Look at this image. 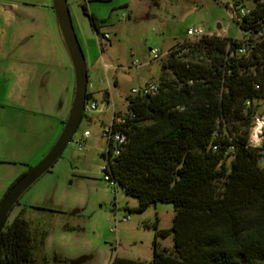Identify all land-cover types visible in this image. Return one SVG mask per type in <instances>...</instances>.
Instances as JSON below:
<instances>
[{"label": "trees", "instance_id": "16d2710c", "mask_svg": "<svg viewBox=\"0 0 264 264\" xmlns=\"http://www.w3.org/2000/svg\"><path fill=\"white\" fill-rule=\"evenodd\" d=\"M254 1L247 15L233 18L242 40L177 44L160 65L157 92L126 99L119 127L126 142L115 156L107 147L102 172L137 200L135 213L173 206L168 229L157 230V219L146 225L170 236L172 248L154 241L150 262L110 264H264V129L261 148L248 140L254 118L264 115V4ZM38 242L21 210L1 227L0 264H32Z\"/></svg>", "mask_w": 264, "mask_h": 264}, {"label": "rangeland", "instance_id": "374dc122", "mask_svg": "<svg viewBox=\"0 0 264 264\" xmlns=\"http://www.w3.org/2000/svg\"><path fill=\"white\" fill-rule=\"evenodd\" d=\"M0 1L28 4L26 17L40 23L27 27L20 46L27 53L23 59L38 66L35 73L39 83L35 86L44 93L52 109L48 115L29 114L19 121L28 122L24 134L29 143L37 142L45 134L54 138L52 125L60 128L59 135L68 116L74 79L51 0ZM259 1L264 4V0ZM66 3L89 69L90 91L98 102L110 100L120 114L125 112L126 99L133 97L132 89L158 82L160 65L166 60L164 54L177 44L193 40L186 34L188 28L199 27L205 36L240 41L246 33L233 18L239 10L253 9L256 4L254 0H66ZM88 15L96 19L98 34L93 31ZM103 35L108 38L103 39ZM149 49H157L162 56L153 61ZM104 65L109 68L104 70ZM164 73L168 75L167 71ZM30 81L11 87L0 83V102L10 96L15 103L17 97L26 94L30 100L21 106L39 112ZM260 110L264 111V105ZM111 113L110 108L102 113L85 111L58 160L19 197L18 206H13L7 215L9 223L22 210L23 218L38 235L41 245L34 251L32 264H58V260L69 264L85 256L90 257L85 264H110L114 258L150 262L154 241L158 248H172L170 236L161 238L146 227L157 219V230L168 229L174 214L171 204L155 203L135 213L131 209L137 206V200L103 181L102 154L107 144L101 129L110 124ZM10 121L17 122L15 118L5 122ZM84 131L90 135L81 141L78 150L77 141ZM42 157L37 159L31 152L22 158L29 163L1 165L0 178H9L11 172L15 180L19 177L15 175L18 170L24 173ZM8 158L21 160L17 155ZM74 209L80 212L70 216Z\"/></svg>", "mask_w": 264, "mask_h": 264}, {"label": "crops", "instance_id": "0c3cea01", "mask_svg": "<svg viewBox=\"0 0 264 264\" xmlns=\"http://www.w3.org/2000/svg\"><path fill=\"white\" fill-rule=\"evenodd\" d=\"M28 4L25 3H8L0 1V83H3L7 87L14 85H21L20 83L28 82L33 85L35 89L32 94L37 101L38 110L29 109L28 107L21 106L26 103V100H30L26 94H21L16 98L14 103L10 96L4 97V102H0V166L10 165L11 162L23 161L29 163L28 160H22L28 153H35L37 159L44 156L50 147L53 145L58 131L60 128L52 125L55 130V137L42 135L40 139L35 143H29L24 133L27 132L28 122L19 121L23 117L26 118L29 114L32 115H48V111L52 108L49 106V101L43 96V92L37 90V84L39 83V77L35 71L38 66L33 63L30 64L27 60L23 59L26 55V50L20 45V41L25 37L26 29L29 25L38 26L40 23L37 20L31 19L30 21L26 17ZM42 23V21H41ZM60 36V33H59ZM36 84V86H35ZM24 100V101H22ZM15 101V100H14ZM8 118H15L16 123L10 121L7 124L5 121ZM11 120V119H9ZM62 124V123H61ZM63 126V124H62ZM24 134V139L21 134ZM6 154L8 156H6ZM17 155L21 157V160H11L8 157ZM19 155V156H18ZM33 157V156H32ZM23 174V170H18L15 175ZM11 175L9 178L1 176L0 178V199L10 187V185L18 178ZM13 181V182H12Z\"/></svg>", "mask_w": 264, "mask_h": 264}, {"label": "water", "instance_id": "95a60500", "mask_svg": "<svg viewBox=\"0 0 264 264\" xmlns=\"http://www.w3.org/2000/svg\"><path fill=\"white\" fill-rule=\"evenodd\" d=\"M51 9L54 13L55 21L72 67L74 79L72 103L68 116L63 123L62 130L51 148L34 166L29 167L18 177L0 199V230L7 215L17 203L19 197L38 178L47 172L61 156L76 131L84 113L88 82L87 67L72 26L66 0H51ZM79 212V209H74L70 213V216L78 214ZM89 259L90 257L85 256L75 261H70L69 264H81ZM53 261H55V259H53Z\"/></svg>", "mask_w": 264, "mask_h": 264}, {"label": "built area", "instance_id": "2783aa9c", "mask_svg": "<svg viewBox=\"0 0 264 264\" xmlns=\"http://www.w3.org/2000/svg\"><path fill=\"white\" fill-rule=\"evenodd\" d=\"M249 11L246 10H239L238 14L239 16L243 17L247 15ZM187 36L190 39L197 40L201 37L205 36L202 32V30L199 27H191L188 28L186 31ZM107 35H103V39H107ZM186 49H181L177 55H180L181 53H185ZM149 54L151 59L158 60L162 55H160V52L157 49H149ZM169 54L167 51L164 55L165 57ZM238 54L244 55L246 54L245 48L242 46L238 49ZM109 67L107 65L103 66V69L106 70ZM92 88V85L87 82V88H86V95H88L87 98H85V105H84V112H97L102 113L104 111H107L109 108L112 111L111 113V121L108 126L102 127L101 129V136L105 139L107 147H111V154L113 156L117 155L121 147L126 142V136L123 132L119 130V127L125 123V117L124 113L120 114L118 111L116 112L113 109V105L109 102L110 100H102L98 102L96 99L94 93L90 91ZM158 90L156 83H148L145 84L143 87L138 89H132L131 94L133 96H147V95H154ZM263 129H264V115H259L254 118L253 126L249 129V144L250 146L254 148H261L262 142H263ZM88 131H84L81 139L77 141L78 150L81 149L82 143L81 141L89 136ZM106 147V149H107ZM260 163L262 167H264V151L261 152L260 157ZM103 181H105L109 186L115 187L113 181H111L107 175H104Z\"/></svg>", "mask_w": 264, "mask_h": 264}, {"label": "flooded vegetation", "instance_id": "af4514ba", "mask_svg": "<svg viewBox=\"0 0 264 264\" xmlns=\"http://www.w3.org/2000/svg\"><path fill=\"white\" fill-rule=\"evenodd\" d=\"M87 67V66H86ZM88 68H87V73H88ZM88 79V78H87ZM17 204V203H16ZM16 204L14 206H16ZM13 208V207H12ZM66 260H58V264H66ZM81 264H85V262H82Z\"/></svg>", "mask_w": 264, "mask_h": 264}]
</instances>
